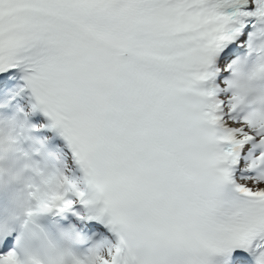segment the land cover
I'll return each mask as SVG.
<instances>
[{
  "label": "snow or ice",
  "instance_id": "snow-or-ice-1",
  "mask_svg": "<svg viewBox=\"0 0 264 264\" xmlns=\"http://www.w3.org/2000/svg\"><path fill=\"white\" fill-rule=\"evenodd\" d=\"M20 73L81 173L45 209L110 217L74 264H264V0H0Z\"/></svg>",
  "mask_w": 264,
  "mask_h": 264
},
{
  "label": "clouds",
  "instance_id": "clouds-1",
  "mask_svg": "<svg viewBox=\"0 0 264 264\" xmlns=\"http://www.w3.org/2000/svg\"><path fill=\"white\" fill-rule=\"evenodd\" d=\"M61 175L50 163L45 145L32 136L27 121L0 113V190L8 195L10 213L0 222V238L15 222H22L21 246L27 264H74L78 259L41 223ZM17 264H22L18 258Z\"/></svg>",
  "mask_w": 264,
  "mask_h": 264
}]
</instances>
